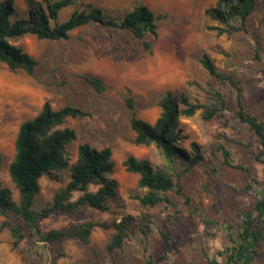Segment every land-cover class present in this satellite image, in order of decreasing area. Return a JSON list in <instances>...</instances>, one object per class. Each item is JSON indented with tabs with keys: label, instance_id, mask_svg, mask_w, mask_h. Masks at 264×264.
I'll return each mask as SVG.
<instances>
[{
	"label": "rangeland",
	"instance_id": "obj_1",
	"mask_svg": "<svg viewBox=\"0 0 264 264\" xmlns=\"http://www.w3.org/2000/svg\"><path fill=\"white\" fill-rule=\"evenodd\" d=\"M216 0H76L60 11L58 22L87 6L101 9L110 16H122L135 4L147 6L154 14H165L158 21V37L151 53L129 32L100 26L75 29L66 40H39L32 35L12 39L38 62L33 76L22 70L11 71L0 63V185L7 189L12 202H19L16 186L10 181L8 165L14 157V140L19 125L36 116L44 102L53 109L73 106L89 113L83 119H67L61 128L75 132V141L66 146L69 168L50 172L40 179L41 190L34 208L51 202L53 194L71 178L77 147L88 144L95 149L109 147L114 168L108 176L117 183L114 196L108 201L109 211L85 208L74 217L55 213L39 222L42 232L67 228L85 221L110 222L123 217L153 215L152 231L144 237L137 233L114 257L107 255L106 245L112 230L95 229L89 244L66 240L60 244H44L29 235L17 248L7 229L0 232V264H140L148 255L154 264H224L217 255L235 236L240 214L249 210L259 192L251 179L264 182V164L257 161L258 144L248 128L237 120L236 92L228 84L218 83L201 65L202 54L208 55L214 67L225 75L233 74L239 82L243 106L264 121V0H256V8L247 18L246 33L232 38L217 36L215 31L199 30L213 22L203 20L205 9ZM23 0H14L11 20L26 18ZM82 76L100 78L107 90L96 93ZM220 90L228 110L222 116L205 122L199 112L181 117L178 123V150L193 155L190 143L211 158L212 143L224 144L233 162L247 172L220 168L205 172L204 165L194 166L181 174L182 166L173 164L181 193H169L173 206L144 209L138 202L145 190L137 187L138 175L125 171L122 162L129 156L147 160L154 169L165 163L154 146L136 145L130 129L132 116L153 123L159 115V99L170 91L186 95L191 102L205 103L208 93ZM214 159L219 166L221 157ZM252 188L246 190V186ZM93 190L94 187H91ZM75 194L74 197H76ZM18 218L0 216V223ZM169 238L164 250L162 233ZM52 248V251L49 250ZM252 264H264V243Z\"/></svg>",
	"mask_w": 264,
	"mask_h": 264
},
{
	"label": "trees",
	"instance_id": "obj_2",
	"mask_svg": "<svg viewBox=\"0 0 264 264\" xmlns=\"http://www.w3.org/2000/svg\"><path fill=\"white\" fill-rule=\"evenodd\" d=\"M26 7V18L12 21L14 0H0V63L11 71L22 70L33 76L38 62L25 53L20 47L11 43L12 39L32 35L39 40H66L75 29L88 26H100L106 29L129 32L140 41L145 52L151 53L154 41L158 37V21L166 18L165 14H154L147 6L135 4L122 16H110L101 9L87 6L84 10L73 12L65 21L58 22L61 10L72 5L76 0H23ZM256 8V0H216L213 6L205 9L203 20L215 23L214 26H200L199 30L215 31L217 36L232 38L238 33H246V20ZM202 67L220 84H228L236 92L237 111L235 116L240 124L246 126L255 136L258 144L256 160L264 164V121L252 115L242 104L239 82L231 73L225 75L214 67L206 54L200 58ZM96 93L107 90L105 83L98 77L82 76ZM160 112L150 124L132 116L129 119L136 145L154 146L159 150L165 163L164 169H154L145 159L129 156L123 162L125 171L138 175L137 187L145 192L137 197L144 209L160 207L167 211L174 204L169 193H181L172 165L182 166L181 174H186L194 166L203 164L205 172L216 173L220 168L247 172V169L233 162L231 153L224 144L213 142L211 158L200 150L196 143H190L193 153L187 157L176 147L179 139L178 123L181 117L189 118L199 112L205 121L222 116L228 110L226 96L220 90L208 93L205 103H194L182 94L166 91L157 103ZM89 113L73 106L53 109L49 102L42 104L40 112L32 119L19 125L14 140V157L8 165L10 181L19 193V202L11 201L7 189L0 185V216H14L22 224L10 219L0 223V232L7 229L12 238V248H17L29 235L44 244H60L66 240H79L89 244L95 229L112 230L110 241L106 245L107 255L114 257L123 251L124 245L137 233L144 237L152 231L153 215L138 217L126 216L119 221L75 223L67 228L52 229L42 232L39 222L50 215L59 213L74 217L85 208L98 212L109 211L108 201L114 196L117 183L109 179L113 173L111 149H95L84 143L77 147L75 164L71 167V178L52 196L51 202L40 209H35V199L39 195L40 179L50 172H61L69 168L66 146L75 141V132L70 128H61L67 119H83ZM216 152L221 161L216 166ZM2 156L0 155V166ZM259 188L258 196L249 210L243 211L235 236H229L228 244L217 253L224 258V264H252L259 255L264 243V182L260 184L251 179ZM252 184L246 186L251 189ZM91 187H94L92 190ZM75 194H77L76 197ZM164 250L169 248L168 235L163 232ZM52 251V248L49 247ZM140 264H154L151 255Z\"/></svg>",
	"mask_w": 264,
	"mask_h": 264
},
{
	"label": "crops",
	"instance_id": "obj_3",
	"mask_svg": "<svg viewBox=\"0 0 264 264\" xmlns=\"http://www.w3.org/2000/svg\"><path fill=\"white\" fill-rule=\"evenodd\" d=\"M94 77H96V76H94ZM155 121V120H154ZM150 124H152V123H150ZM135 136V135H134Z\"/></svg>",
	"mask_w": 264,
	"mask_h": 264
}]
</instances>
